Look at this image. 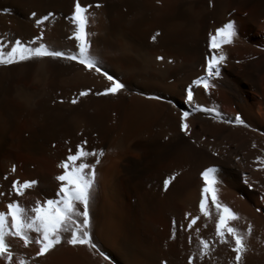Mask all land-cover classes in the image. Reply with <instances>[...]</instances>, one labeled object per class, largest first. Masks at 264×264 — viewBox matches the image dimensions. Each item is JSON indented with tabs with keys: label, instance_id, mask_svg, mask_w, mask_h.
Masks as SVG:
<instances>
[{
	"label": "bare ground",
	"instance_id": "obj_1",
	"mask_svg": "<svg viewBox=\"0 0 264 264\" xmlns=\"http://www.w3.org/2000/svg\"><path fill=\"white\" fill-rule=\"evenodd\" d=\"M79 2L92 5L90 54L125 88L96 95L110 82L65 60L0 66V211L14 200L27 209L36 200L58 199V165L86 141L85 150L103 152L99 163L88 158L95 164L89 232L96 249L63 242L37 257L34 243L24 247L6 237L11 264H187L198 239L212 245V264H232L230 249L211 238L214 210L209 207L207 222L199 212L207 168L215 169L218 201L240 217L236 226H252L242 264H264V0ZM73 4L0 0V40L42 36L53 49L78 50ZM227 22L236 29L233 43L209 50L210 35ZM213 54L226 59L205 92L192 81L207 76L206 58ZM184 111L190 113L187 135L179 127ZM237 115L243 124L235 123ZM14 180L37 183L17 197L9 194ZM193 216L200 217L197 225L187 229ZM0 264L9 262L0 257ZM194 264L204 261L197 256Z\"/></svg>",
	"mask_w": 264,
	"mask_h": 264
},
{
	"label": "snow or ice",
	"instance_id": "obj_2",
	"mask_svg": "<svg viewBox=\"0 0 264 264\" xmlns=\"http://www.w3.org/2000/svg\"><path fill=\"white\" fill-rule=\"evenodd\" d=\"M90 7L92 5L82 6L79 0H74L70 23L75 26L73 37L78 44H75L74 48L78 50L53 49L43 42L42 36L28 43H24L20 39H13L5 44L0 40V66L46 58L75 62L82 65L86 71H95L110 82L102 93L97 92L96 95H116L125 88V85L112 75L102 71L95 58L90 54V43L87 39L89 33L86 31L88 9ZM95 7L99 8L101 5L97 3ZM32 15L35 16V13H32ZM52 16L53 13L50 12L42 20L37 19L36 24L40 25L42 21H47ZM235 36L236 29L233 22H227L222 27L217 28L214 35H210L208 48L209 50H219L222 45L232 44ZM155 38V36L152 37L153 40ZM157 59L160 60L162 57H157ZM225 59L226 56L223 54H213L206 58L207 62L204 70L207 76L192 81V84L202 85L205 92H207L210 87L208 78L219 76L220 68L218 65H221ZM87 94V91L79 93L81 97ZM186 95L187 101L191 103L193 100L191 85L186 89ZM151 98L160 99L159 97ZM71 103L76 104L77 100L73 99ZM203 110L213 111L212 109ZM189 115L188 111H184L180 115L179 127L185 135H187L186 130L189 127L186 123ZM235 123L243 124L238 115L235 117ZM86 143V141H82L77 144L74 152L69 149L66 159L58 165L63 169L62 174L55 177L60 182L59 190L56 193L58 199H47L43 204L40 200H36L33 206L27 209L14 200L6 204V212L0 211V257H3L9 264H11L14 254L6 243V237L19 238L23 241L24 247L34 243L38 246V251L35 254L37 257L44 256L63 242L73 247L83 246L89 250L96 249V244L93 243L89 232V202L94 188L95 164L88 162V158L93 157L95 162L99 163V157L103 155V152L96 153L85 150L82 145ZM12 171H15L14 167ZM214 171L213 168H207L201 173L204 187L201 190L199 212L207 222L211 219L209 207L214 210L215 219L211 238L230 249L234 254L232 264H242L243 256L248 251L246 240L251 235L252 226L248 224L245 230H241L236 226V223L240 220L238 214L218 201L217 189L214 187L216 180L211 175ZM170 180L171 178H168L163 181L165 190L168 188ZM36 183L35 180L22 183L14 180L11 183L9 194L14 193L17 197H21L26 190L32 189ZM2 196H4V192H0V197ZM199 218L196 216L191 217L186 225L187 229H193ZM173 225H175V221H173ZM196 231L199 232L198 227ZM30 233L36 235L33 237ZM100 254L103 255V253ZM197 256L204 261V264H212L213 248L209 240L198 239L197 252L188 257L187 264H194ZM104 259L107 260L108 257L105 256ZM18 264H27V262L20 259Z\"/></svg>",
	"mask_w": 264,
	"mask_h": 264
}]
</instances>
